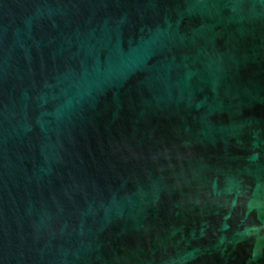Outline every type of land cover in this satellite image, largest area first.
Segmentation results:
<instances>
[{"label":"water","instance_id":"1","mask_svg":"<svg viewBox=\"0 0 264 264\" xmlns=\"http://www.w3.org/2000/svg\"><path fill=\"white\" fill-rule=\"evenodd\" d=\"M0 264H264V0H0Z\"/></svg>","mask_w":264,"mask_h":264}]
</instances>
